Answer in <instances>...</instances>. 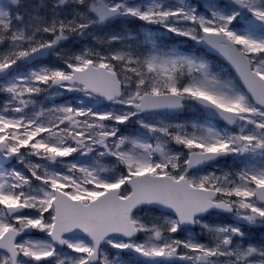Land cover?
Wrapping results in <instances>:
<instances>
[{
	"label": "snow or ice",
	"instance_id": "snow-or-ice-1",
	"mask_svg": "<svg viewBox=\"0 0 264 264\" xmlns=\"http://www.w3.org/2000/svg\"><path fill=\"white\" fill-rule=\"evenodd\" d=\"M0 97V264H264V0H0Z\"/></svg>",
	"mask_w": 264,
	"mask_h": 264
},
{
	"label": "rangeland",
	"instance_id": "rangeland-1",
	"mask_svg": "<svg viewBox=\"0 0 264 264\" xmlns=\"http://www.w3.org/2000/svg\"><path fill=\"white\" fill-rule=\"evenodd\" d=\"M127 31H129V32H132L131 30H129L128 28H125ZM68 95H71L72 96V94H66L65 96H63V97H57L56 98V102L57 103H63L62 101H61V99H63L64 97H67ZM3 100H4V98H3ZM64 102H71V101H69V100H67V99H64L63 100ZM191 111V110H190ZM191 112H193V111H191ZM194 113H196V112H194ZM178 120H180V121H184V120H190L189 118H186V117H184V118H177ZM232 220H233V217H232ZM210 221V220H209ZM36 235H40V234H36ZM182 235V236H181ZM188 235V234H187ZM185 233L183 234V233H181L180 234V236L183 238V237H186L187 236Z\"/></svg>",
	"mask_w": 264,
	"mask_h": 264
}]
</instances>
